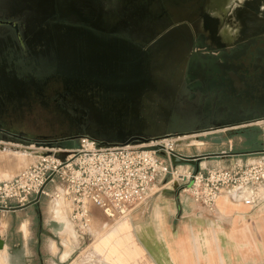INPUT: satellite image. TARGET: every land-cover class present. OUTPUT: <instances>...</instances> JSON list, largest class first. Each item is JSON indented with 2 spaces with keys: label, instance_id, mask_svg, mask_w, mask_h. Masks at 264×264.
I'll return each mask as SVG.
<instances>
[{
  "label": "flooded vegetation",
  "instance_id": "obj_1",
  "mask_svg": "<svg viewBox=\"0 0 264 264\" xmlns=\"http://www.w3.org/2000/svg\"><path fill=\"white\" fill-rule=\"evenodd\" d=\"M0 3L2 142L155 139L160 125L149 116L150 101L180 71L179 105L164 126L169 134L264 117V0H233L225 16L214 6L208 11L207 0ZM227 19L234 28L224 24ZM198 24L217 30L221 41L211 106L191 99L185 84L193 43L202 33L194 32ZM179 27L181 36L160 39ZM185 29L192 38L183 62L173 52L183 53L185 47L176 46L187 42ZM39 133L41 140L26 136Z\"/></svg>",
  "mask_w": 264,
  "mask_h": 264
},
{
  "label": "built area",
  "instance_id": "obj_2",
  "mask_svg": "<svg viewBox=\"0 0 264 264\" xmlns=\"http://www.w3.org/2000/svg\"><path fill=\"white\" fill-rule=\"evenodd\" d=\"M72 141H78L80 148L45 152L15 178L1 182L0 210L25 207L41 194L52 202L71 204L72 220L82 232L89 227L90 206L109 219L126 218L171 184L179 189V196L209 215L216 213L222 196L253 208L264 207V153L253 154L258 158L247 163L237 160L230 166L195 170L172 163V157L186 155L171 138L126 145H101L88 137ZM49 185L55 186L51 194Z\"/></svg>",
  "mask_w": 264,
  "mask_h": 264
},
{
  "label": "crops",
  "instance_id": "obj_3",
  "mask_svg": "<svg viewBox=\"0 0 264 264\" xmlns=\"http://www.w3.org/2000/svg\"><path fill=\"white\" fill-rule=\"evenodd\" d=\"M213 1L210 9L214 6L215 11L221 14L222 9L225 8L220 5V1L222 0ZM207 7L209 6L207 5ZM169 31L171 32L168 36L169 39H174L176 36L183 34L180 27L169 28ZM194 32H203L200 24L195 27ZM184 34L187 42L185 43L181 39L180 43H177L178 46H176L185 47L183 53L177 54L173 52V58L181 59L183 62L189 55L188 49L191 44L192 32L185 29ZM223 36L225 35L223 34ZM228 37L230 36H225V39ZM169 68H167L166 72H164V69L162 70V74L165 77L166 75L170 76ZM170 84L172 83L170 82ZM157 97H154L150 103L157 102L159 105L165 107L167 105L166 102L159 101ZM219 141L221 143L216 144L212 148V153L209 154H227L226 156L206 158L203 159L206 162L201 163L203 160H199L196 162V165H188L195 170L199 167H212L216 164L232 165L237 160L253 157V152L260 151L256 147H248L246 150L237 151L234 148L236 145H233L232 140H228V142ZM185 155L191 156L188 153H185ZM51 187L52 185H49L47 189L49 190ZM171 193L166 194V192H162L152 199L141 211L135 212L131 216L129 224H120L114 228L110 235L105 236L100 241L105 246L103 250L104 256H110L109 253L114 249L115 256H118L121 261L123 258L129 260L128 264L138 259H143L147 264H164L166 260L173 262L176 256H186L188 264H201L199 256H210L212 258L211 264H216L214 262L216 256H220L222 261V256H237L233 252V246H236V250L240 251L238 253L242 256L244 264H248L251 259L256 261L255 264H264V254L261 253L262 250L259 247L260 244H264V207L253 208L248 204L233 202L222 196L216 203V213L213 215L216 220L210 221L207 217L209 214L201 212V209L186 201L185 198L178 196L175 192L171 191ZM45 198L41 197V200L37 204L25 209L10 212L0 210V226L3 225L4 231L7 230L5 236L1 235L5 242V247L0 251V257L29 255L26 253L27 243L24 244L25 248L22 249L23 251L21 250L22 253L16 254L13 251L12 248H15L16 244L11 234L14 232L16 226L14 223L12 225V221L14 217H24L28 212L41 208ZM57 219L65 223L64 233H67V235L70 233L74 236L75 232L71 228L69 221L66 218ZM26 224L28 223H21L18 228L19 231ZM198 229H205V235H207L205 239L196 236ZM52 233L55 236L57 235L55 234L57 232ZM210 234L214 236L213 241H209L208 235ZM19 244L17 245L20 246ZM39 244L40 248L38 250L40 253L44 247V253H48L50 256L63 255V252L57 251L56 239H51L50 244L42 246V248L41 241H39ZM39 255L41 256V254ZM63 256L66 258L68 252ZM250 256L255 257L251 258Z\"/></svg>",
  "mask_w": 264,
  "mask_h": 264
},
{
  "label": "rangeland",
  "instance_id": "obj_4",
  "mask_svg": "<svg viewBox=\"0 0 264 264\" xmlns=\"http://www.w3.org/2000/svg\"><path fill=\"white\" fill-rule=\"evenodd\" d=\"M3 1V0H2ZM233 0H222L220 1V5L223 8L221 15L225 16L224 13L227 12L228 7L230 6V2ZM214 1L207 0V5L209 7L208 11H210V6H212ZM2 5L0 3V9ZM225 25H229L230 28H234L231 21L227 19L224 22ZM228 35V33H225ZM160 131H158V136L163 137L168 132H165V127H159ZM44 134H28L26 135L30 140H41L40 136ZM187 137L182 141H177L178 138ZM180 151L184 154L188 153L191 156H197L201 154H209L212 153V148L215 147L216 144L221 143L219 140H223L228 142V140L233 141V145L237 151L246 150L248 147H256L257 149L264 150V121L253 123L249 125H245L242 127H236L232 129H226L223 131L212 132V133H198V134H187V135H177L171 137ZM165 140V139H163ZM32 146V145H31ZM31 149L29 152L28 148ZM40 147H30L29 144H19V143H10V142H2L0 141V149L3 151H16L19 153H25V157L27 160V164L25 166L20 163L19 158L15 154H9L8 152L4 153L2 157L0 156V183L12 180L17 175H19L22 171L26 170L30 166H32L41 153L52 152L53 148H42ZM263 148V149H262ZM29 152V153H28ZM34 152V153H33ZM202 152V153H201ZM9 154V155H8ZM1 155V154H0ZM10 156V157H9ZM15 156V157H14ZM15 158V161H14ZM258 157H249L247 159H241L243 163L251 162ZM19 162H16L18 161ZM208 161V160H207ZM206 162V160L201 161ZM19 166V167H18ZM230 166L229 165H218L215 166ZM17 167V170H16ZM212 167L206 166L205 168L210 169ZM17 171V172H16ZM161 187V186H160ZM55 186H52L49 191H54ZM169 188V189H168ZM169 190V191H167ZM178 188L171 184L162 191H160L156 196L160 195L162 192H166V194H170L171 191L178 194ZM172 194V193H171ZM155 196V197H156ZM154 197V198H155ZM153 198V199H154ZM55 206V202H52L50 198L46 197L43 205L39 209L32 210L28 212L24 217H14L12 221V225L16 226L14 228V232L11 234L13 236V241L15 242V248H12L13 251L17 253H22V249L25 248L26 245V253L28 256H2L0 257V264H128L129 260H119L118 256H115L114 249H112L110 256H104V248L105 246L100 241L105 238V236L110 235V233L114 230V228L120 224L130 223L131 216L135 214V212L131 213L126 218L117 217L115 219H109L104 215L101 209L90 206L88 213L89 227L88 229L79 232L77 229L78 222L72 220V207L66 201H63V210L62 215L66 217V220L69 221L71 228L74 230L75 234L72 236L70 233H64L65 223L63 221H59L54 217L53 209ZM138 212V211H136ZM56 216H58L56 214ZM210 221H215L216 218L213 215H207ZM59 218V217H58ZM60 219V218H59ZM21 223H28L24 225L21 231H19V226ZM26 227V228H25ZM52 232H57L56 236ZM7 234V230H3V225L0 226V235L5 236ZM197 237L206 238L205 229H198ZM209 241L214 240L213 234L208 235ZM51 239H56L57 241V251L63 252V255L68 252V256L64 258V256H50L48 253H44V247L50 244ZM39 241H41L42 252L38 250L40 248ZM20 243L18 246L17 244ZM20 247V248H19ZM262 250V254H264V244L259 245ZM101 248V249H100ZM22 250V251H21ZM234 254L237 256H222L223 261L220 256H216L215 263L216 264H244L242 260V256H240V251L236 250V246H233ZM237 252V253H236ZM19 253V254H20ZM41 254V256L39 255ZM118 254V253H117ZM165 257V256H164ZM198 257V256H197ZM201 264H211L212 258L210 256H199ZM254 258L255 256H250ZM196 258V256H195ZM256 261L251 259L248 264H255ZM130 264H147L143 259H138L132 261ZM164 264H188L186 260V256H176V259L173 262L166 260Z\"/></svg>",
  "mask_w": 264,
  "mask_h": 264
},
{
  "label": "water",
  "instance_id": "obj_5",
  "mask_svg": "<svg viewBox=\"0 0 264 264\" xmlns=\"http://www.w3.org/2000/svg\"><path fill=\"white\" fill-rule=\"evenodd\" d=\"M224 29V28H223ZM171 31V30H170ZM168 32L165 36L161 37L162 40L164 37L169 38L168 36L171 34V32ZM235 33H231L230 37L233 36ZM225 44L222 45L223 48H225ZM221 47V41L219 37L217 36V30H213L208 26H204L203 32L199 34L195 42L193 43V53L191 54L190 60H189V68H188V74L187 78L185 80V84L187 85V91L190 94L191 99H196L197 97L201 98L202 101L206 103V105L211 106V99L213 95H216L215 92V81L212 78L214 75L213 67L215 65V62L217 61L216 54L218 53L219 48ZM195 71H199L196 73ZM161 74V73H160ZM174 81H172V84H169L168 87L162 91L161 95H159L157 98L161 102H166V106L163 107V105H159L157 102L150 104V110H149V116L156 121L159 122L160 127H164L167 123V120L169 119L170 115L172 114L173 110L178 108V101L180 100V89L182 82L180 78L182 77L181 71L177 73ZM195 82V80H197ZM212 79V80H211ZM235 90V89H234ZM174 98V101H173ZM264 121V117L256 116V117H248L244 118L243 120L236 122L234 124H223L211 127L207 130L200 131V132H193V133H186V134H167L163 137H156L152 140H146V141H119L118 143L114 144H137V143H145L148 144L150 142H157L163 139H170L174 136L179 135H187V134H198V133H216L218 131H223L226 129H232L236 127H242L245 125L258 123ZM160 131V129H159ZM165 131V130H164ZM166 132V131H165ZM158 133V132H157ZM15 143V142H12ZM25 142H21L19 144H24ZM30 147H40L42 148H53V149H79L80 144L78 141H54V142H45V141H32L30 142ZM32 145V146H31ZM102 145V144H101ZM107 145V144H103ZM29 149V147H27ZM154 150L156 148H153ZM29 152L31 149L28 150ZM28 152V153H29ZM34 153V152H33ZM258 153H264V150L253 152L252 154H258ZM45 155V153H41L40 155ZM160 155L163 157H166L164 152H161ZM227 154H204L200 156H183L182 159H178L175 157H172V163L174 165L178 164H191L196 165V162L199 160H202L204 158H214L217 156H226ZM62 156V155H61ZM49 181L47 182L46 186L49 184ZM41 194H39L34 201H32L30 204H28L25 207L16 208L15 210H21L28 208L30 206H33L37 204L41 200ZM5 247V242L3 241L1 235H0V251L3 250Z\"/></svg>",
  "mask_w": 264,
  "mask_h": 264
},
{
  "label": "bare ground",
  "instance_id": "obj_6",
  "mask_svg": "<svg viewBox=\"0 0 264 264\" xmlns=\"http://www.w3.org/2000/svg\"><path fill=\"white\" fill-rule=\"evenodd\" d=\"M224 35L225 36H228V35H226L225 33H224ZM184 139H187V137H184V138H178L177 139V141H182V140H184ZM0 151L1 152H8L9 154L11 153V154H15L16 156H17V158H19V160H20V163H22V165L23 166H25L26 164H27V160H26V155H25V153H19V152H16V151H3L2 149H0ZM1 155V157H2V155L4 154H2V153H0ZM8 154V155H9ZM10 157V156H9ZM15 157V156H14ZM19 160L18 161H16V162H19ZM14 161H15V158H14ZM19 167V166H18ZM16 170H17V167H16ZM17 172V171H16ZM62 210H63V201L62 200H58V201H56L55 202V206H54V209H53V213H54V217L55 218H66L64 215H62ZM56 214L58 215V216H56ZM26 228V227H25ZM55 250H56V247H55ZM2 260V259H1ZM0 260V261H1Z\"/></svg>",
  "mask_w": 264,
  "mask_h": 264
}]
</instances>
